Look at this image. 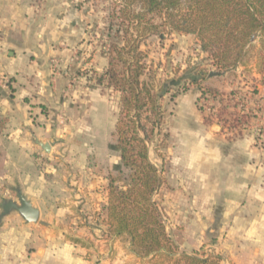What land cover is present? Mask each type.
<instances>
[{"label":"rangeland","instance_id":"rangeland-1","mask_svg":"<svg viewBox=\"0 0 264 264\" xmlns=\"http://www.w3.org/2000/svg\"><path fill=\"white\" fill-rule=\"evenodd\" d=\"M47 1L41 0V4L46 7ZM64 2L66 9L76 10L81 18V47L72 49V62L80 65L73 70L62 61L65 44L58 47L56 56L50 60L52 84L58 88L61 106L54 111L44 105L41 111L56 129L60 156L56 161L43 159L41 163H57L60 171L80 175L84 183L104 179L103 187L107 190L105 216L86 210L92 214V223L81 224L87 229L91 226L94 234L73 237L78 227L72 223L76 216L73 212L64 224L69 228L68 240L83 248L84 256L92 264H171L164 256L138 258L127 237H113L109 233L108 215L106 217L109 178L112 174L117 176L120 166L111 163L107 156L111 155L114 162L120 156L113 141L121 104L120 95L111 91L107 82L98 84V79L105 78L109 66L107 29L112 1ZM142 49L148 53V62L157 72L159 83L178 82L162 100L166 113L163 132L150 147V158L160 171L171 173L174 170L175 175L185 171L199 173L194 162L186 166L181 158L184 129L189 123L195 128L212 127L228 142L253 137L258 147H264V38H258L243 51L236 65L222 72L212 57L202 52L194 35L167 34L163 40L154 37ZM200 72L215 75L197 84L191 82ZM10 85V80L3 81L8 94L12 92ZM102 118L104 124L96 125L93 130V120ZM175 155L180 160H176L174 167L170 158ZM3 164L1 159L0 165ZM162 177V195L179 197L182 192L178 184L174 182L173 188L164 173ZM162 199L155 201L179 251L192 254L204 249L210 255L219 256L221 264H264V257H252V206L247 202L212 209L195 200L183 208L176 205L170 208L162 205Z\"/></svg>","mask_w":264,"mask_h":264},{"label":"crops","instance_id":"crops-1","mask_svg":"<svg viewBox=\"0 0 264 264\" xmlns=\"http://www.w3.org/2000/svg\"><path fill=\"white\" fill-rule=\"evenodd\" d=\"M64 1L48 0L44 7L41 0H0V160L4 161L0 212L5 200L18 201V189L40 211L36 224H27L15 212L3 219L0 264H92L84 249L68 240L69 228L64 224L75 212L72 223L78 227L73 237H90L91 226H81L92 223V214L86 210L105 216L104 179L84 183L80 175L60 171L57 163L42 164L43 159L56 161L60 156L56 129L41 111L44 105L54 111L61 106L50 60L65 44L62 61L73 70L80 65L72 62V49L81 47V18L76 10L66 9ZM68 2L74 4V0ZM4 80L11 82L9 94ZM97 119L93 130L105 122ZM184 130L181 158L186 166L194 162L199 173L163 172L168 185L176 182L182 194L167 197L162 187L155 199L163 198L162 205L170 208H183L195 200L212 209L247 202L252 206V257H264V147H258L253 137L228 142L205 125L195 128L189 123ZM39 143L50 144L51 152L46 153ZM107 157L121 166L120 156L115 162L111 155ZM170 159L174 167L180 160L176 155Z\"/></svg>","mask_w":264,"mask_h":264},{"label":"trees","instance_id":"trees-1","mask_svg":"<svg viewBox=\"0 0 264 264\" xmlns=\"http://www.w3.org/2000/svg\"><path fill=\"white\" fill-rule=\"evenodd\" d=\"M107 56V87L120 95L113 144L121 166L109 178L106 207L109 233L127 237L138 258L164 256L171 264H221L219 256L201 249L179 251L167 232L155 196L162 171L150 158V147L161 136L166 119L162 100L177 83H159L142 49L152 38L167 34L194 35L202 52L219 71L236 65L243 51L264 38V0H111ZM210 72H200L197 84Z\"/></svg>","mask_w":264,"mask_h":264},{"label":"water","instance_id":"water-1","mask_svg":"<svg viewBox=\"0 0 264 264\" xmlns=\"http://www.w3.org/2000/svg\"><path fill=\"white\" fill-rule=\"evenodd\" d=\"M214 73H211L210 76H214ZM40 147L46 152H51L50 144L39 143ZM18 201L14 200H5L1 206L0 213V226L3 222V219L9 216L10 214L16 212L27 224H36L40 217V211L33 205V202L24 196L20 189L17 190Z\"/></svg>","mask_w":264,"mask_h":264}]
</instances>
